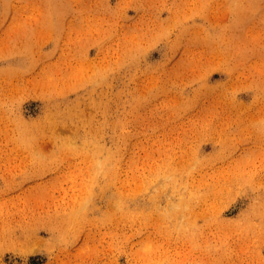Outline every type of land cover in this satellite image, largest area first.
Listing matches in <instances>:
<instances>
[{
	"label": "rangeland",
	"instance_id": "374dc122",
	"mask_svg": "<svg viewBox=\"0 0 264 264\" xmlns=\"http://www.w3.org/2000/svg\"><path fill=\"white\" fill-rule=\"evenodd\" d=\"M0 264H264V0H0Z\"/></svg>",
	"mask_w": 264,
	"mask_h": 264
},
{
	"label": "bare ground",
	"instance_id": "6f19581e",
	"mask_svg": "<svg viewBox=\"0 0 264 264\" xmlns=\"http://www.w3.org/2000/svg\"><path fill=\"white\" fill-rule=\"evenodd\" d=\"M44 124V123H43Z\"/></svg>",
	"mask_w": 264,
	"mask_h": 264
}]
</instances>
